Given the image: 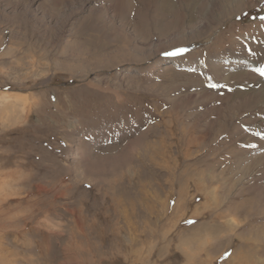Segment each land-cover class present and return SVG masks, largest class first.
Returning <instances> with one entry per match:
<instances>
[{
  "label": "rangeland",
  "instance_id": "rangeland-1",
  "mask_svg": "<svg viewBox=\"0 0 264 264\" xmlns=\"http://www.w3.org/2000/svg\"><path fill=\"white\" fill-rule=\"evenodd\" d=\"M4 93L0 264H264V0H0Z\"/></svg>",
  "mask_w": 264,
  "mask_h": 264
},
{
  "label": "bare ground",
  "instance_id": "bare-ground-1",
  "mask_svg": "<svg viewBox=\"0 0 264 264\" xmlns=\"http://www.w3.org/2000/svg\"><path fill=\"white\" fill-rule=\"evenodd\" d=\"M16 100H21V98H19V96H17V95L14 96V94H12V93H9V94L4 93V94L0 95V103H3V104H9L10 102H13Z\"/></svg>",
  "mask_w": 264,
  "mask_h": 264
},
{
  "label": "snow or ice",
  "instance_id": "snow-or-ice-1",
  "mask_svg": "<svg viewBox=\"0 0 264 264\" xmlns=\"http://www.w3.org/2000/svg\"><path fill=\"white\" fill-rule=\"evenodd\" d=\"M175 54H177V53H168V55H175Z\"/></svg>",
  "mask_w": 264,
  "mask_h": 264
}]
</instances>
